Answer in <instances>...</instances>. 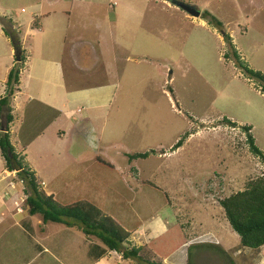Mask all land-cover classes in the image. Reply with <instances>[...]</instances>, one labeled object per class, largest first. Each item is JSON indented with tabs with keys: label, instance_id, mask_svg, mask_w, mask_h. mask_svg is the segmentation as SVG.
Segmentation results:
<instances>
[{
	"label": "rangeland",
	"instance_id": "1",
	"mask_svg": "<svg viewBox=\"0 0 264 264\" xmlns=\"http://www.w3.org/2000/svg\"><path fill=\"white\" fill-rule=\"evenodd\" d=\"M2 1L16 9V17L19 16L24 26L33 8L28 6L32 0ZM177 1L193 5L201 13L208 11L222 26L209 24L201 15L191 16L173 0H56L50 8L57 18L51 22V27L56 28L52 34L58 32L63 38L62 44L79 38L100 41L96 47L101 54L100 64L102 67L107 65L109 70L106 74L97 66L99 71L89 75L92 79L87 82L100 81L102 86H107L118 81L109 107L77 113L74 118L82 121L76 126L71 123L64 149L61 145H50L51 149L47 145L35 146L31 105L22 106V114L18 113L14 130L19 138L15 139L12 134L10 143L23 156L29 169L35 171L39 190L48 193L46 195L52 194L56 204L89 202L129 231L138 221L133 215L147 217L160 213L161 209H166L168 214L171 211L182 223L186 217L192 223H200L203 220L198 215L206 220L209 213L198 207L193 192L204 191L209 185L212 189L208 193L220 199L241 190L249 179L264 177V164L249 151L246 135L241 129V125L251 127L254 143L264 153V95L256 80L245 75L230 57H223L229 49L224 32L241 60L249 68L264 73V0ZM20 8H23L22 12ZM62 10H68L63 17ZM4 24L11 28L6 21ZM0 26L2 28V24ZM13 32L17 34L15 30ZM32 32L29 30L25 39H21L24 48L27 44L34 45L27 38L34 36L35 31ZM8 51V45L0 35V73L9 62ZM105 88L101 90H109ZM20 100H25V95H20ZM4 113L5 109L0 118L2 128ZM90 114L95 117L93 124L87 120ZM104 118L105 126L100 132ZM224 118L237 125L225 124ZM184 133L188 136L184 137ZM183 137L181 147L173 148V144ZM37 147L45 154L40 155L35 150ZM150 150L154 152L145 158L128 157ZM77 155L82 158L74 159ZM97 155L104 160H97ZM77 163L80 165L76 167L80 168L75 170ZM4 169L0 155V198L4 200L1 206L8 212L4 207L0 209V217L4 219L0 224V264H25L27 261L35 264V251L38 253L39 249H35L34 240L22 237V231L15 227L1 233V227L9 222L7 214L14 215L10 212H16L17 224L26 217L27 225L34 230L28 229L34 234L36 217H39L26 211L25 184L16 170L9 171L13 182L5 185L9 177L5 174L3 180ZM134 173L138 177H134ZM195 186L197 188L192 192L191 188ZM182 199L189 202L182 203ZM169 204L175 207H169ZM216 211L223 220L225 217L218 206ZM220 211L223 212L221 207ZM39 221L42 222L41 218ZM49 223L52 226L45 224L49 226L47 233L61 232L59 229L64 228L61 224ZM227 233L230 238H223L221 246H227L231 259L236 256L240 259L239 264H245L254 251L239 248L235 252L236 247L242 248L239 236L230 225ZM129 237L128 241L138 244L135 233ZM166 238V245L177 239L173 235ZM161 240H155L153 245H164ZM48 241L55 259L48 253L37 258L46 264H90L91 258L82 252L91 242H73L65 232L58 236L55 245L48 238L43 242L47 244ZM143 246L146 250V245ZM128 247V243L123 246ZM256 250L264 253L262 246ZM200 252L194 254V264H226V261L220 263L219 256L212 259V253ZM146 256L160 260L153 253ZM120 257L111 253L102 262L115 264L121 261ZM126 260L131 264H142L135 258Z\"/></svg>",
	"mask_w": 264,
	"mask_h": 264
},
{
	"label": "crops",
	"instance_id": "2",
	"mask_svg": "<svg viewBox=\"0 0 264 264\" xmlns=\"http://www.w3.org/2000/svg\"><path fill=\"white\" fill-rule=\"evenodd\" d=\"M81 1L82 0H80V2ZM55 2L56 0H32L31 5L28 6H33V8L30 9L28 20L24 26L23 22L20 21L19 16L16 17V9H14L11 4L5 3L2 0H0V16H4L5 20H9L7 23L11 26L10 29L17 32L16 35L20 41L21 39H25V36L29 34V30H33L32 33L35 31L33 36L34 38L27 37L29 38V42L31 40L33 41L34 45L32 43L31 45L27 44L26 48H24L22 46V41L20 43L21 49L24 51L25 61L23 68L19 73V83L17 89L14 90L13 96L9 100L8 104L11 111L10 113L12 115V121L9 123L10 139L12 134L14 135L15 139L19 138V136H17V132L14 130L16 122L18 121V113L22 114V106L26 108L31 105L29 108L30 115L33 119H35V146L41 145L42 147L47 145L51 149L50 145L53 147L61 145V148L64 149L66 146L65 143L67 141V135L71 131V123L76 126L82 121L79 120V118H74L76 117L77 113L83 110H96L98 108L104 109L109 107L110 103L112 104L111 101L114 99V90L117 89L118 81L107 86H102L100 81L87 82L88 79H92L89 75L95 71H99L96 70L97 66H99L100 69H102V71L105 73L108 72L106 70H109L107 65L102 67L100 64L101 54H99L96 49V47L100 45V41L95 40L93 42V40L88 41L79 38L77 41H73L71 43L65 41V43L62 44L61 39L63 38L60 37L58 32L56 34H52L56 28L51 27V22L57 20V18L55 16L56 12L50 8H53ZM19 10L22 12L23 8H20ZM11 13H14V15ZM67 13L68 10H62L60 12L62 15L61 17ZM22 32L24 36L22 35ZM0 35L4 38V43L8 45L9 50V62L3 67L5 68L4 72L0 73L1 97L4 94L5 79L8 70L13 65L14 58L16 57L17 53L11 46L10 40L4 34L1 26ZM55 37L56 40L54 39ZM103 88L109 90H101ZM20 95H25V100L21 101ZM102 98L103 100H101ZM7 111L8 110L6 109L4 116ZM1 117L2 112H0V118ZM94 119L95 117L91 116V114L87 118L91 124H93ZM104 126L105 118L101 127L99 126L100 132L103 131ZM1 129H3L2 126H0V131H2ZM81 141L84 142L83 138ZM41 147H37L35 150L38 151L40 155H44L45 152L40 149ZM176 151L178 152V150ZM177 152H174V154ZM100 156L97 155V160H104V158H101ZM73 157L74 159L82 158V156L78 155ZM77 165L80 164L77 163L74 165L75 170L80 168L76 167ZM5 174L9 177V179L11 178L10 180L8 179L6 181L7 183H5V185H8L13 182V175L12 172L4 169L3 180H5ZM134 174V177L136 175L138 177V174ZM43 186L46 185L43 183ZM8 187L11 189L12 185ZM196 188V186L193 189L191 188L192 192ZM49 189H52V187L49 186ZM211 189L212 188L209 185H206L204 191L200 190L199 193H192V197H196L198 200V207L204 208L209 213L208 219L205 220V218L198 215V218L203 221L200 223H192L188 217L184 216L187 218V220L182 223L180 219L172 216L171 211L168 214L166 209H161L160 213H155V215L152 214L147 217L133 215V218H137L138 221L136 225L132 227L131 231L127 230L129 233L132 232L129 239L133 233H135L138 244H145L146 247L151 250L154 256L161 260V264H186L188 250L190 251V255L192 254L193 259L194 254L198 255V253L201 251L199 248H202L203 252L212 253V259L219 256L220 263L226 261V264H231V262H233V264H239L240 259H238L236 256L234 259H231V256L228 255L230 253L228 251L229 249H226L227 246H221L223 238H230L229 234L227 233L229 224L224 218L223 212L220 211V206L217 202L218 199L214 198V196L208 193V190ZM10 192L12 194V190H10ZM211 199H213L212 202H210ZM186 202L189 201H184V199H182V203L186 204ZM1 204L4 205V200L2 197L0 198V209L4 207L3 205L1 206ZM183 205L181 206L183 207ZM11 206L13 205L11 204ZM181 206L179 207V210H181ZM217 206L219 212L224 218L223 220L221 217L220 220L219 216L217 215ZM169 207L175 206H171V204H169ZM4 208L7 212L6 207ZM214 211H216V213H214ZM9 214L14 215L11 217L7 214L9 222L1 227V233L11 230L13 227H15L22 231V237H27V240L29 241L34 240L35 249L37 248V251L39 249L38 253L35 251V264H46L44 260L37 259L42 255V253H48L51 258L55 259V254L52 246L49 244V241L47 244L43 241L44 239L48 238L51 239V244L55 245L56 239L62 234V232H65L67 235H69L70 240L73 242H82L83 244H86V242L89 241L92 243L89 245L90 247L86 248L82 252L83 255L91 258L90 264H106L107 262L102 261H106L111 253L112 255L116 254L120 257V253L118 252L107 250L102 251L103 248L100 242L85 238V236L80 231L76 230L75 227H68L64 224L58 223L64 226V228L59 229L61 232L54 231L47 233L46 229L49 226H52V224L49 222L42 223L39 221L40 218L36 217L34 234L29 231V229H34L27 225L25 221L27 220L26 217L21 219L20 223L17 224L15 221L16 212H10ZM3 222L4 219L0 217V224ZM45 224H48L49 226H45ZM197 225H200V227H197ZM164 233H166L165 236ZM171 235L177 239L175 242L166 245V242H168L166 237ZM83 239L86 240L83 241ZM157 239H162L160 242H164V245L158 243L156 246H154L153 243ZM135 244L136 243H131V245ZM214 245L219 246V248L223 250L225 254L223 253L221 256L217 253H214ZM18 246L22 245L19 244ZM162 246H164V248ZM239 248L243 249V251L246 250V247H236L235 252H237ZM249 251H254L257 253L253 252L251 256L248 257L250 260L247 262L244 261L245 264H264V253L258 252L256 249L247 248L246 252ZM221 257H224V259ZM120 259L121 261H117L115 264H131V261L127 262L128 260L122 259L121 257ZM28 262L29 261H27L25 264H28ZM29 264H31V262Z\"/></svg>",
	"mask_w": 264,
	"mask_h": 264
},
{
	"label": "trees",
	"instance_id": "3",
	"mask_svg": "<svg viewBox=\"0 0 264 264\" xmlns=\"http://www.w3.org/2000/svg\"><path fill=\"white\" fill-rule=\"evenodd\" d=\"M2 30L9 38L10 44L14 51L18 54V58H14L13 65L8 70L5 79L4 94L0 97V112L4 109L8 110L4 116V128L0 131V155L4 160V168L7 171L16 170L17 176L22 179L25 184L26 197L24 200L26 211L29 215H38L42 223L54 222L61 223L68 227H75L86 238L97 240L102 245V251H115L120 253L122 259L135 258L137 262L142 264H161L160 260H153L152 257L146 256L152 253L149 248L144 250L143 245H131L128 241L130 233L123 228L119 223L115 222L109 216L103 215L94 205L86 201H78L70 205L61 206L55 203L52 195H46L39 190L38 180L34 171L29 169L23 160V156L15 151V147L10 143V130L8 124L12 121V115L9 108V100L12 98L14 89L19 83V73L23 68L25 61L24 51L21 49L20 41L15 33L9 27H5L4 16H0ZM201 17L207 18L208 23L221 27L222 24L208 11H203ZM10 30V31H9ZM224 40L228 45V50H225L223 57H230V60L241 69L248 77L258 82L260 92L264 95V73L253 70L241 60L238 52L227 33L224 34ZM15 87V88H14ZM225 124L235 127L237 123L224 118ZM0 126L2 124L0 123ZM241 129L246 135L249 151L262 161L264 164V153L254 143V138L250 132L249 125H241ZM184 137L188 133H184ZM183 138L178 139L173 148L180 147L183 143ZM154 152H136L129 154V159L145 158L149 153ZM218 205L224 213V217L231 228L239 236V242L242 247L249 249H258L264 246V177L257 176L245 182L243 188L239 191L230 193L218 199ZM130 244V247L123 248L124 244ZM213 252L222 255L224 252L219 246H213ZM220 249V250H219ZM143 252L140 253V251ZM222 253V254H220ZM225 254V253H224ZM144 255L145 257H143ZM186 264H194L192 254L188 250ZM233 264V262H231Z\"/></svg>",
	"mask_w": 264,
	"mask_h": 264
},
{
	"label": "water",
	"instance_id": "4",
	"mask_svg": "<svg viewBox=\"0 0 264 264\" xmlns=\"http://www.w3.org/2000/svg\"><path fill=\"white\" fill-rule=\"evenodd\" d=\"M173 2L181 9L185 10L188 14L194 17H199L201 15V12L193 5H189L187 3H183L177 0H173ZM16 58H18V54L16 55Z\"/></svg>",
	"mask_w": 264,
	"mask_h": 264
}]
</instances>
